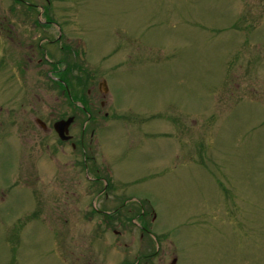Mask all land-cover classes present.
Masks as SVG:
<instances>
[{"label":"rangeland","instance_id":"rangeland-1","mask_svg":"<svg viewBox=\"0 0 264 264\" xmlns=\"http://www.w3.org/2000/svg\"><path fill=\"white\" fill-rule=\"evenodd\" d=\"M49 1L74 79L100 95L103 78L110 114L72 168L50 134L12 154L9 102L53 96L48 43L8 62L47 5L0 0V264H264V0Z\"/></svg>","mask_w":264,"mask_h":264},{"label":"flooded vegetation","instance_id":"flooded-vegetation-1","mask_svg":"<svg viewBox=\"0 0 264 264\" xmlns=\"http://www.w3.org/2000/svg\"><path fill=\"white\" fill-rule=\"evenodd\" d=\"M44 3L47 5L46 8H44V12L48 17H44L45 20L43 23H40L38 20L29 21L24 18L22 23L29 26L32 25L31 29H37V33L21 34V36H24L23 39L25 41L24 44H22V49L16 54L14 60H11V55L9 57V61L10 63H13V65L10 64V68L12 66L15 67L17 72L25 69L27 67V62L29 64H31L33 60L37 63L42 62V58L36 56H42V42L48 43L50 45V49H44L45 52L43 56L46 57L47 54L50 56V58H45L46 60L44 61L46 62L45 70L48 73V78L50 79L48 84L51 83L53 85V89L49 85V88L52 89L53 96L51 97V100L18 99L14 108L12 107V103L9 102V105L6 108V114H8L9 119L8 123L13 122L14 120L18 121L16 125L7 126L6 143L8 149L13 151L12 154L17 155L19 154L20 148L19 144L17 142L15 143V139H17V137L21 143L40 144V142H43V139H45L44 136L50 134L49 136L55 138L56 140H52L54 145L57 143L58 145L66 146V151L64 152L61 150L60 152L62 155H65L63 158H66L67 164L72 168L75 158L76 143L80 145V148H82L86 131L88 130V135L91 136L95 129H97L96 124L99 118L98 116L107 118L110 114L108 112L101 113V111L94 106L97 101L100 108H104L106 104L108 105L105 100V95L108 91L106 85L107 82L103 78H101L99 82L97 81V87L100 95L96 93L92 95L90 88H86L85 91L81 90L83 86H85V81H78V78L74 79L73 74L75 68L78 69L80 66H76L73 62L75 61L77 51L72 49L69 44L61 43L62 32H58L56 37L53 38V34L49 31L53 30L52 26L56 23L50 16V1L44 0ZM16 4H19V8L23 7L27 9L38 6V2H35V0H17ZM41 8L43 13V7ZM11 21L12 20L8 18L6 23L8 32H11L12 30ZM39 27L45 28V30H47L46 34L40 33L38 29ZM57 54L61 55L57 58ZM21 62L23 63L19 66L18 64ZM59 64H61V66H59ZM17 112L18 114H16ZM67 118H72V122L68 126L67 132L65 133L68 138L62 141L58 139L52 126L55 122L65 120ZM54 145H52L51 148L54 147ZM31 146L32 145H28L29 148ZM45 146L47 148L50 147L48 144ZM50 154L51 151L49 150L45 152L48 160H50ZM104 170L107 171L108 169L105 167ZM91 180L93 181L91 189H96L94 184L98 181L101 186V192H106L108 185L112 187V185H115L116 183V180L110 179L106 172L98 178H91ZM120 205H122V203L116 205L114 209ZM133 256H135V262L132 264H149V261L145 259V257H149V254H137Z\"/></svg>","mask_w":264,"mask_h":264},{"label":"water","instance_id":"water-1","mask_svg":"<svg viewBox=\"0 0 264 264\" xmlns=\"http://www.w3.org/2000/svg\"><path fill=\"white\" fill-rule=\"evenodd\" d=\"M71 121H72V118H68L66 120H60L53 124L54 130L56 131V133L61 139L67 138L64 136V133L66 132L67 127L71 123ZM172 262H174V260H172Z\"/></svg>","mask_w":264,"mask_h":264}]
</instances>
